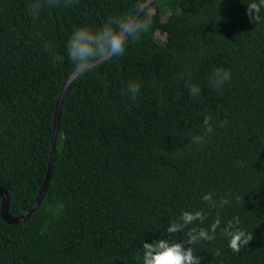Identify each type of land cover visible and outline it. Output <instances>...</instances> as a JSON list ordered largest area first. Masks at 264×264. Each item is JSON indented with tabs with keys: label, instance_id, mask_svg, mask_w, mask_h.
<instances>
[{
	"label": "trees",
	"instance_id": "16d2710c",
	"mask_svg": "<svg viewBox=\"0 0 264 264\" xmlns=\"http://www.w3.org/2000/svg\"><path fill=\"white\" fill-rule=\"evenodd\" d=\"M145 1L74 0L34 17L35 0H0V187L11 216L30 208L46 176L57 95L79 67L69 38ZM249 2L156 0L122 55L75 79L39 208L18 225L0 216V264H142V242L186 241L217 213L221 227L238 216L253 239L234 253L218 228L215 240L193 245L202 264H264V20L250 21ZM215 68L230 70L220 90L209 86ZM129 82L140 85L135 100ZM209 114L214 132L191 143ZM208 192L216 208L203 201ZM222 198L230 203L220 207ZM197 210L203 224L167 232Z\"/></svg>",
	"mask_w": 264,
	"mask_h": 264
},
{
	"label": "clouds",
	"instance_id": "9594fccd",
	"mask_svg": "<svg viewBox=\"0 0 264 264\" xmlns=\"http://www.w3.org/2000/svg\"><path fill=\"white\" fill-rule=\"evenodd\" d=\"M74 0H35L29 6V12L34 17L39 15V11L43 7L70 6ZM139 7V5H137ZM264 10V0H250L247 4V15L251 22L255 24L262 22L264 18L261 12ZM151 20H139L133 15L126 17H110L105 25L93 31L87 27L76 29L69 38L67 49L71 62L76 66H84L97 60L110 56L122 55L125 51L128 40L138 39L140 33L150 25ZM231 78L230 70L224 68H215L209 77V86L213 89L220 90L226 82ZM189 94L192 97L200 95V88L197 85L186 84ZM128 93L133 100L137 98L140 92V85L136 82L128 83ZM225 122H221L220 127H224ZM203 134L192 136L191 143L200 145L206 142L208 135L214 132L212 116L205 115L203 119ZM228 195H232L229 193ZM203 201L207 202L210 208H216L217 202L213 199V193L208 192L203 195ZM237 202L240 196H236ZM230 201L222 198L219 206L228 205ZM207 219L203 210L195 212L184 211L179 218L173 221L167 228L169 234L182 232L189 225L201 224ZM240 219L234 216L221 227V219L219 213L211 224L210 228L192 227L187 232V240L183 242L170 241L158 238L152 242H142V264H202L201 257H198L194 251L193 245L200 241H213L216 239V231L219 228L220 233L228 237V247L234 253H239L242 246H247L253 239L252 233L247 232L239 227ZM219 254V253H218Z\"/></svg>",
	"mask_w": 264,
	"mask_h": 264
},
{
	"label": "water",
	"instance_id": "95a60500",
	"mask_svg": "<svg viewBox=\"0 0 264 264\" xmlns=\"http://www.w3.org/2000/svg\"><path fill=\"white\" fill-rule=\"evenodd\" d=\"M155 1L156 0H146L145 2H143V4L137 9V11L133 14V16H135L139 19ZM112 57L113 56L105 57L103 59L97 60L96 62L87 64L84 66H79L68 76V78L62 84V86L58 92L56 102H55L48 169L46 172L44 182L40 188V191H39L35 201L30 206V208L24 214H22L21 216H17V217H13L8 213L9 197L7 195V192L0 187V198H1L0 216L5 223L11 224V225H18L20 223H23L39 208V206H40V204H41V202H42V200H43V198L47 192V188H48L49 181H50L51 174H52V170H53L54 157H55V153H56V139H57V134H58V124H59L60 112H61V107H62L64 97H65L67 91L69 90V88L71 87L72 83L82 73L107 62Z\"/></svg>",
	"mask_w": 264,
	"mask_h": 264
},
{
	"label": "rangeland",
	"instance_id": "374dc122",
	"mask_svg": "<svg viewBox=\"0 0 264 264\" xmlns=\"http://www.w3.org/2000/svg\"><path fill=\"white\" fill-rule=\"evenodd\" d=\"M157 39H159V40H164V36L161 35V34H159V33H157Z\"/></svg>",
	"mask_w": 264,
	"mask_h": 264
}]
</instances>
